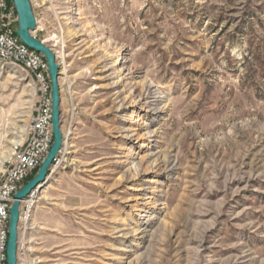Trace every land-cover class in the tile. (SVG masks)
<instances>
[{"label": "rangeland", "instance_id": "374dc122", "mask_svg": "<svg viewBox=\"0 0 264 264\" xmlns=\"http://www.w3.org/2000/svg\"><path fill=\"white\" fill-rule=\"evenodd\" d=\"M31 1L66 136L37 264H264V0ZM37 99L0 67V169Z\"/></svg>", "mask_w": 264, "mask_h": 264}, {"label": "built area", "instance_id": "2783aa9c", "mask_svg": "<svg viewBox=\"0 0 264 264\" xmlns=\"http://www.w3.org/2000/svg\"><path fill=\"white\" fill-rule=\"evenodd\" d=\"M17 19V10L12 0H0V67L16 65L26 71L36 88L38 99L26 137L14 146L12 155L0 169V264H7L9 210L14 200L13 196L38 170L53 142L52 97L48 64L41 53L30 48L20 39L17 34ZM37 191L31 193L21 204L18 264H37L27 243L20 237L22 225L30 216L29 202ZM25 205L28 207L27 210H24Z\"/></svg>", "mask_w": 264, "mask_h": 264}, {"label": "water", "instance_id": "95a60500", "mask_svg": "<svg viewBox=\"0 0 264 264\" xmlns=\"http://www.w3.org/2000/svg\"><path fill=\"white\" fill-rule=\"evenodd\" d=\"M17 10V34L30 48L41 53L48 64L52 97V130L51 147L32 178L25 182L14 194L10 207V220L7 243V264H18V240L21 204L31 193L40 190L48 181L54 161L59 157L65 145L66 136L62 128L61 66L53 46L38 37L37 18L31 0H12Z\"/></svg>", "mask_w": 264, "mask_h": 264}, {"label": "bare ground", "instance_id": "6f19581e", "mask_svg": "<svg viewBox=\"0 0 264 264\" xmlns=\"http://www.w3.org/2000/svg\"><path fill=\"white\" fill-rule=\"evenodd\" d=\"M21 142H22V141L19 142V141H16V140H15V141H13V146L18 145V144L21 143Z\"/></svg>", "mask_w": 264, "mask_h": 264}, {"label": "trees", "instance_id": "16d2710c", "mask_svg": "<svg viewBox=\"0 0 264 264\" xmlns=\"http://www.w3.org/2000/svg\"><path fill=\"white\" fill-rule=\"evenodd\" d=\"M37 172V170L35 171V173ZM34 173V174H35ZM34 174L32 175V176H30L27 180H26V182L30 179V178H32L33 176H34Z\"/></svg>", "mask_w": 264, "mask_h": 264}]
</instances>
